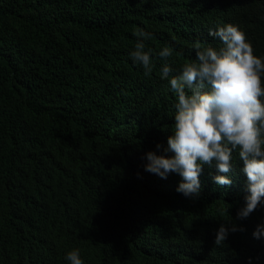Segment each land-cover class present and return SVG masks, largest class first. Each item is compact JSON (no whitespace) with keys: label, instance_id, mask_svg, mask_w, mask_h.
Here are the masks:
<instances>
[{"label":"trees","instance_id":"16d2710c","mask_svg":"<svg viewBox=\"0 0 264 264\" xmlns=\"http://www.w3.org/2000/svg\"><path fill=\"white\" fill-rule=\"evenodd\" d=\"M226 21L264 58V0H0V264H69L74 249L83 264H223L235 253L259 264L245 231L212 241L221 225L254 222L237 219L248 193L235 157L231 186L204 166L197 199L177 192L179 175L144 170L175 122L158 52L174 49L178 70L195 42L222 46L208 32ZM138 28L152 33L150 76L130 57Z\"/></svg>","mask_w":264,"mask_h":264},{"label":"clouds","instance_id":"9594fccd","mask_svg":"<svg viewBox=\"0 0 264 264\" xmlns=\"http://www.w3.org/2000/svg\"><path fill=\"white\" fill-rule=\"evenodd\" d=\"M235 25L231 21L216 23L208 35L222 46L195 42V58L178 70L167 63L174 49L165 46L158 52L165 61L160 79L168 81L175 95V122L167 147L156 145L163 154H145L144 170L165 180L170 174L179 175L182 182L177 192L197 199L204 166L215 165L224 174L213 178L217 185L231 186L229 174L235 172V157L236 163L243 164L248 193L237 219L254 222L251 229L221 225L212 241L220 247L230 233L245 231L243 234L260 248L258 263L264 264V58L254 54L245 31ZM133 35L138 39L130 57L150 76L155 64L152 50H145V41L153 38L152 33L138 28ZM65 259L69 264H83L79 249L68 252ZM217 264L222 261L218 259ZM223 264H242L240 255L224 256Z\"/></svg>","mask_w":264,"mask_h":264}]
</instances>
